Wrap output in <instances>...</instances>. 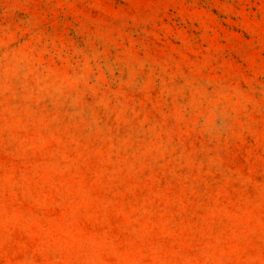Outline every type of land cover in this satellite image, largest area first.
I'll use <instances>...</instances> for the list:
<instances>
[{"label": "rangeland", "instance_id": "rangeland-1", "mask_svg": "<svg viewBox=\"0 0 264 264\" xmlns=\"http://www.w3.org/2000/svg\"><path fill=\"white\" fill-rule=\"evenodd\" d=\"M0 264H264V0H0Z\"/></svg>", "mask_w": 264, "mask_h": 264}]
</instances>
